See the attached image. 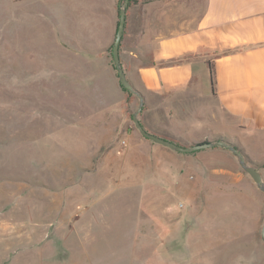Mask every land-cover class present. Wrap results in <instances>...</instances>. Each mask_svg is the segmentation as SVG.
Returning a JSON list of instances; mask_svg holds the SVG:
<instances>
[{"label":"rangeland","instance_id":"374dc122","mask_svg":"<svg viewBox=\"0 0 264 264\" xmlns=\"http://www.w3.org/2000/svg\"><path fill=\"white\" fill-rule=\"evenodd\" d=\"M123 2L0 0V220L49 221L68 264H264V193L237 158L177 153L134 127L139 100L111 55ZM194 5L129 0L123 70L142 12L167 34ZM138 120L181 146L229 142L264 181V133L252 145L248 122L209 95L146 94Z\"/></svg>","mask_w":264,"mask_h":264},{"label":"crops","instance_id":"0c3cea01","mask_svg":"<svg viewBox=\"0 0 264 264\" xmlns=\"http://www.w3.org/2000/svg\"><path fill=\"white\" fill-rule=\"evenodd\" d=\"M189 1L195 3L190 17L175 20L167 34L153 29L142 12L138 29L128 33L125 76L144 100L146 94L209 95L220 110L248 122L251 144L259 143L264 133V0ZM155 17L163 19L165 11L156 10ZM207 60L214 67V93ZM34 221L0 220V264H68L51 249L49 221Z\"/></svg>","mask_w":264,"mask_h":264},{"label":"water","instance_id":"95a60500","mask_svg":"<svg viewBox=\"0 0 264 264\" xmlns=\"http://www.w3.org/2000/svg\"><path fill=\"white\" fill-rule=\"evenodd\" d=\"M128 2L129 0H124L123 5L119 7V18L114 40L112 43L111 55L120 86L129 93L135 95L139 100L138 107L136 111L132 114V122L136 130L145 139L177 153L190 154L200 150L222 147L230 151L237 158L239 166L249 175V177L255 183L256 187L264 193V181L262 180L260 173L254 167L246 163L243 153L237 150L231 143L222 140H215L212 142L197 143L190 146H181L172 141L151 134L142 127L138 120V115L142 111L144 105V96L127 80L119 57V46L124 32ZM260 239L264 244V219L260 230Z\"/></svg>","mask_w":264,"mask_h":264},{"label":"trees","instance_id":"16d2710c","mask_svg":"<svg viewBox=\"0 0 264 264\" xmlns=\"http://www.w3.org/2000/svg\"><path fill=\"white\" fill-rule=\"evenodd\" d=\"M208 67H209V71H210V84H211V90H212V93H214L215 89H214V83H215V80H214V67H213V63L210 61V60H207L206 61ZM123 89V88H122ZM124 90V89H123ZM126 91V90H125ZM237 150L241 151L240 149H238L237 147H235ZM242 152V151H241Z\"/></svg>","mask_w":264,"mask_h":264}]
</instances>
